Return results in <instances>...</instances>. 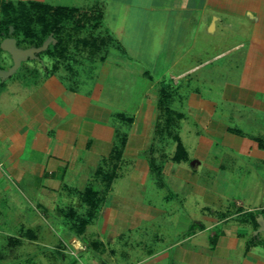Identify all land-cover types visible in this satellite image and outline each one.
<instances>
[{"label": "crops", "instance_id": "obj_1", "mask_svg": "<svg viewBox=\"0 0 264 264\" xmlns=\"http://www.w3.org/2000/svg\"><path fill=\"white\" fill-rule=\"evenodd\" d=\"M84 7L103 61L0 73V236L53 212L107 264H264V0Z\"/></svg>", "mask_w": 264, "mask_h": 264}, {"label": "rangeland", "instance_id": "obj_2", "mask_svg": "<svg viewBox=\"0 0 264 264\" xmlns=\"http://www.w3.org/2000/svg\"><path fill=\"white\" fill-rule=\"evenodd\" d=\"M88 3L89 0H0V73L10 78L40 73L42 70L58 71L60 74V64L72 65L74 62L75 66H88L90 61H103L104 57L100 58V53L89 50V37L81 34L82 29L89 31L88 26L92 22L83 19L86 15L84 5ZM60 7L64 8L61 13ZM111 7L115 16L110 22L115 26L121 22L122 13L119 7ZM58 20L62 21L61 24ZM9 40L14 41L21 53L18 60L4 48L5 42ZM115 51L119 53L118 49ZM122 83L125 89L123 94H128L132 87L131 80ZM5 215L8 218L9 212L6 211ZM58 219L60 215L49 212L43 224L47 223L50 227L54 225V229H33L30 235L23 229L21 236L16 237L19 239L10 238L11 241L1 235L0 264H90L87 257L79 261L81 256L78 254L81 252L96 256L101 259V264H107V261H103L104 256H110L109 252L112 251L119 252V243L105 246L99 239L83 238V232L78 236L81 241L79 245H74V248L65 246L66 251H61ZM7 232L15 230L9 229ZM132 257L136 259L135 255Z\"/></svg>", "mask_w": 264, "mask_h": 264}, {"label": "water", "instance_id": "obj_3", "mask_svg": "<svg viewBox=\"0 0 264 264\" xmlns=\"http://www.w3.org/2000/svg\"><path fill=\"white\" fill-rule=\"evenodd\" d=\"M4 48H5V49H8V50L13 54L15 60H18V59H19V55H20L21 53L17 50L14 41L9 40V41L5 42V44H4ZM259 223H260L262 226H264V221H263L262 219L259 220Z\"/></svg>", "mask_w": 264, "mask_h": 264}, {"label": "trees", "instance_id": "obj_4", "mask_svg": "<svg viewBox=\"0 0 264 264\" xmlns=\"http://www.w3.org/2000/svg\"><path fill=\"white\" fill-rule=\"evenodd\" d=\"M63 9H64V8L61 9V7H60V13H61V11H62ZM84 17H85V16H84ZM59 21H60V24H61L62 21H61V20H58V22H59Z\"/></svg>", "mask_w": 264, "mask_h": 264}]
</instances>
